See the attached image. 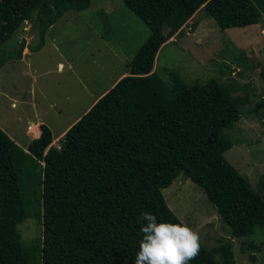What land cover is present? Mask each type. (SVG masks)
<instances>
[{
  "label": "trees",
  "instance_id": "16d2710c",
  "mask_svg": "<svg viewBox=\"0 0 264 264\" xmlns=\"http://www.w3.org/2000/svg\"><path fill=\"white\" fill-rule=\"evenodd\" d=\"M122 2L149 36L127 63L128 74L68 127L60 149L49 147L53 136L45 124L25 150L0 128V264H134L141 213L182 223L162 194L179 174L202 189L232 237L264 227L262 188L254 189L224 156L233 145L224 132L242 113L236 87L215 78L190 84L175 72L168 82L153 71L160 47L200 8L222 29L245 27L259 22L264 0ZM90 4L0 0V48L26 20L40 39L26 45L22 38L0 53V65L21 58L26 46L40 49L46 30L66 11ZM259 76L264 85V66ZM30 216L42 233L26 243L18 224ZM246 244L257 248L246 238L240 248ZM200 245L189 264H237L230 241Z\"/></svg>",
  "mask_w": 264,
  "mask_h": 264
},
{
  "label": "rangeland",
  "instance_id": "374dc122",
  "mask_svg": "<svg viewBox=\"0 0 264 264\" xmlns=\"http://www.w3.org/2000/svg\"><path fill=\"white\" fill-rule=\"evenodd\" d=\"M25 22L20 37L26 45H34L40 40L38 30ZM181 28L158 50L153 71L168 82L170 72H175L190 84L215 78L236 87L232 94L240 99L242 113L224 132L233 142L224 156L254 189L262 188L264 195V105L259 106L264 99L259 76V69L264 66V9L258 23L222 29L200 8ZM149 33L144 21L122 0H91L82 11L69 9L46 30L43 47L31 51L26 46L23 58H10L0 66V120H6L0 128L24 149L34 138L26 132L27 120L42 119L52 132L49 147L59 150L61 131L111 88L121 74H128L127 63ZM59 59L64 66L67 64L62 73L55 71ZM32 82L41 89L45 100L31 94ZM34 92L40 93L36 89ZM6 95L12 99H35L36 112L29 102L11 107L12 99ZM38 111L39 115H34ZM37 127L34 123L29 129L34 136L38 134ZM162 194L180 221L198 231L200 242L207 248L230 241L237 264H264V227L250 236L232 237L215 205L197 184L181 174L162 189ZM18 228L26 243L41 237V225L31 216ZM245 238L257 248L246 244L242 250L241 241Z\"/></svg>",
  "mask_w": 264,
  "mask_h": 264
},
{
  "label": "clouds",
  "instance_id": "9594fccd",
  "mask_svg": "<svg viewBox=\"0 0 264 264\" xmlns=\"http://www.w3.org/2000/svg\"><path fill=\"white\" fill-rule=\"evenodd\" d=\"M134 264H189L200 251V236L187 223L158 221L153 213L143 212Z\"/></svg>",
  "mask_w": 264,
  "mask_h": 264
},
{
  "label": "crops",
  "instance_id": "0c3cea01",
  "mask_svg": "<svg viewBox=\"0 0 264 264\" xmlns=\"http://www.w3.org/2000/svg\"><path fill=\"white\" fill-rule=\"evenodd\" d=\"M43 47V46H42ZM28 50H30L29 48H28ZM66 50V49H65ZM31 51H35V50H31ZM66 52H67V50H66ZM65 52V53H66ZM21 58H23V57H21ZM21 58H19V59H21ZM8 60H6L5 62H7ZM63 60L62 59H59L57 62H56V65L58 64V68L56 69V65H55V71H60L61 73L64 71V69H65V66L68 64V56L66 55V61H67V64L64 66V63L62 62ZM4 62V63H5ZM3 63V64H4ZM0 66H2V65H0ZM66 71L68 72V68H66ZM125 75V73H123V74H121L118 78H117V80H119L122 76H124ZM34 76V75H33ZM117 80L115 81V82H117ZM33 82H35V78H33ZM33 82H32V86H31V94L33 95V96H39V95H41V97H42V99H44L45 100V95L42 93V91H41V89L40 88H38L37 86H35V84H33ZM114 82V83H115ZM113 83V84H114ZM38 90L40 93H36V92H34V90ZM106 92V91H105ZM3 94H5V93H3ZM102 94V93H101ZM6 97H7V95H6ZM7 98H11V97H7ZM12 99V98H11ZM98 99V98H97ZM97 99H95L94 100V102L97 100ZM11 101V107H17L19 104H25L26 102H29L30 103V105H31V108L33 109V111L34 112H36V109H37V102H36V100L35 99H32V98H30L29 100H24V99H20L19 97H14L12 100H10ZM93 102V103H94ZM92 103V104H93ZM91 107V106H90ZM90 107H88L85 111H84V113L90 108ZM83 113V114H84ZM39 115V111L37 112V113H34V115ZM82 114V115H83ZM17 116H19L20 118H21V120L23 121V117L22 116H20V115H17ZM81 117V116H80ZM79 117V118H80ZM79 118H77V119H75L74 121H73V123L76 121V120H78ZM29 123L27 124V126H26V132L27 133H29L28 135H31L32 137H34V138H36V137H38L39 135H40V133H41V125L42 124H44L43 122H44V120H38V121H30V120H27ZM5 122H6V120H3V121H1L0 120V125H5ZM34 123H37L38 124V127H37V130H38V135L37 136H34V134H33V132L32 133H30V131H29V129H30V127H31V125L32 124H34ZM72 123V124H73ZM71 125V124H70ZM69 125V126H70ZM46 126H48L49 127V125H46ZM68 129V127L67 128H65V129H63V131H61V133H65V131ZM30 136V137H31ZM31 139H33V138H31Z\"/></svg>",
  "mask_w": 264,
  "mask_h": 264
},
{
  "label": "water",
  "instance_id": "95a60500",
  "mask_svg": "<svg viewBox=\"0 0 264 264\" xmlns=\"http://www.w3.org/2000/svg\"><path fill=\"white\" fill-rule=\"evenodd\" d=\"M27 25L26 22H23L19 27L18 29L13 32V34L11 35V39L10 41L5 44L4 46H2L0 48V53L6 51V50H10V49H13L15 47H17L19 45V42L21 41V37H20V34L22 32V30L25 28V26Z\"/></svg>",
  "mask_w": 264,
  "mask_h": 264
},
{
  "label": "bare ground",
  "instance_id": "6f19581e",
  "mask_svg": "<svg viewBox=\"0 0 264 264\" xmlns=\"http://www.w3.org/2000/svg\"><path fill=\"white\" fill-rule=\"evenodd\" d=\"M38 134L36 133V136H37Z\"/></svg>",
  "mask_w": 264,
  "mask_h": 264
}]
</instances>
